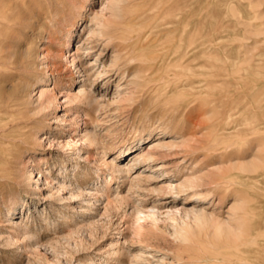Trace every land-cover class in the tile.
<instances>
[{"label":"rangeland","instance_id":"374dc122","mask_svg":"<svg viewBox=\"0 0 264 264\" xmlns=\"http://www.w3.org/2000/svg\"><path fill=\"white\" fill-rule=\"evenodd\" d=\"M159 1L162 9V1L163 6H167L177 0ZM159 1L127 0L119 11L122 18L116 20L113 7L117 0H55L51 8H47V5L42 6L37 0H16L17 4L13 0H0V9L9 11L8 18L13 9H20L26 17L31 19L29 26L18 28L15 25L13 30L19 34V38L28 41L35 55L39 53V58L34 55V67L30 71L36 76L32 94L35 95L39 89H43L48 91L50 96L59 99L44 112L42 116L45 118H40L39 122L31 126L32 132L35 133L34 137L37 139L31 140L30 145L23 147L20 155L23 162L30 163H28L29 167H26L27 171L31 172V169L38 168V170L45 169L46 173L39 181H36L37 176L33 175V179L26 181L28 186L14 190V193L19 194V203L16 214L11 218H15L17 223L26 226L28 230L33 229L35 241L39 245L29 246L30 241L24 240V236L15 224L9 225L7 221L10 217L9 200L14 198V194L1 192L0 264H45L46 257L49 259L52 257L51 253L44 251L45 246L50 247L48 242L51 241V246L57 247L64 254L66 246L62 237L70 230L82 226L90 232L89 246L75 256H80L82 259L96 256L92 264H128L137 250L143 248L147 251L144 248L145 245L152 246L159 254H162L168 264H181L177 261L178 258L175 257L174 252L169 250L173 238L168 231L172 230L171 227L175 223L165 212L182 207L190 191L171 194L166 190L155 191L153 186L164 188L168 183L159 181L161 172L158 171L142 173L145 177L148 174H154L156 178L152 181L141 177L139 184L134 182V176L145 171L146 167L143 166L148 164L147 160L135 164L128 175L119 179L111 174L108 167L104 165L105 162L114 160L117 163L120 160L118 164L127 167L132 163L128 161L136 152L127 156L123 154L120 157L118 154L115 155L116 152L131 149V146L136 144L138 146L135 148H138V151L147 152L151 145L148 142H154L158 135H161L158 140L174 144L172 143L173 145L164 151L166 155L156 154L155 163H161L166 167L163 171L171 176L170 180L173 184L183 182L187 178L200 179L197 190L204 193L210 189L211 186L208 183L218 173V168L224 170L229 166L224 159L218 160V154L231 155L234 163L251 161L254 156L264 157V150L257 151L259 154H255L253 144L247 142H235L225 151L220 150L223 145L217 144L213 128L206 129V124L211 123L205 121L206 118L200 114L205 109L201 107L203 102L198 100L199 98H194L195 100L186 96H179L177 100L170 98L167 95L169 87L166 90L161 85L165 84L164 81L167 78L162 79L164 83H159L158 74L144 72L142 74L144 80L141 79V82L133 76L148 67L146 62L149 61L144 62L145 59H151L155 55L147 49V46L162 38L161 30H153L155 12L152 10L150 12V6H154L153 2L157 5ZM225 1H228V4ZM209 2H211L210 6ZM80 5L85 8L82 9L81 16H77L75 8ZM33 7L40 10L33 11ZM192 7L195 14L193 19L199 23L196 30L198 35L204 34L210 26L213 29L214 24L217 25V33L212 36V39H218L215 42H228L229 46H240L244 59L250 60L249 64L257 65L259 80L249 82L255 77L248 73L241 83L247 84L243 93H247L248 98L251 97V90L257 88L262 93L260 102L264 105V0H193ZM70 12L72 14L69 15ZM95 15L98 17L96 18ZM72 18H76L78 26L69 40V47L66 48L63 45L67 35L66 28H69ZM208 21L210 23H207ZM104 23L109 26V29L103 39L91 34L86 36L89 31L99 32L101 24ZM79 34L82 35L79 36ZM148 34L151 36L149 37ZM228 40H231V43ZM91 41H94L95 47L90 44ZM69 50H71L70 54L76 52L75 55H77L78 67L75 71H83V73L75 74L66 60V52ZM64 53L66 56H62ZM143 54L146 57L143 58ZM99 73L103 74L99 75ZM122 73L124 78L120 79ZM41 79L47 80L46 83L39 81ZM75 80H79V83L74 84ZM135 82L140 85H135ZM76 85H87L93 98L91 106L80 102L69 103L65 99L68 93L77 92ZM151 85L154 87L150 88ZM235 94V91H232L228 98L233 99ZM36 97L37 95L33 100ZM173 99L177 102L174 100V103H171ZM172 106L177 107V110L172 111ZM84 121L87 122V127L81 129ZM160 128L166 131L164 135L158 133ZM84 130L93 132L100 144L98 146L82 144L80 137ZM169 132H174L175 136L169 137ZM261 137L264 139V134ZM69 139L78 140V142L67 146ZM140 139L143 141L140 142ZM77 147H79L78 153L74 149ZM263 184L264 179L261 180V185ZM35 185L38 189L34 188ZM244 185L243 191L246 197L253 199L250 201V206L254 207L250 216H247V220L251 228H256L263 223L264 219V190L261 185H255L252 181H245ZM234 186L236 185L229 187V193L220 190L221 194L217 190L219 195H226L227 201H218V194L215 193L211 202L202 204L201 207L208 213L225 218L233 202L232 191L233 193L237 191V186L236 188ZM2 189H8L7 185L0 184V190ZM117 197H128L129 203L120 206L115 201ZM92 203H96L95 206H91ZM133 206L141 211L140 216L143 221L138 225L134 223L130 215ZM256 213L258 216L261 213L260 218ZM251 217L253 219H250ZM164 226L168 229L167 231H164ZM103 233L105 236L101 238ZM93 236H95L94 239ZM96 239L97 242H95ZM116 240L117 245L123 248L119 249V255L113 256L108 253H111L114 248L110 246V243ZM262 259L264 260V256ZM113 260H115L114 263ZM149 260L145 264H159L156 258L152 257Z\"/></svg>","mask_w":264,"mask_h":264},{"label":"bare ground","instance_id":"6f19581e","mask_svg":"<svg viewBox=\"0 0 264 264\" xmlns=\"http://www.w3.org/2000/svg\"><path fill=\"white\" fill-rule=\"evenodd\" d=\"M13 1L15 2L16 0ZM126 1L127 0H117V3L114 5L113 15L116 20L122 18L119 11L122 9V5ZM225 2L228 4V1ZM153 3L154 6H150V12L151 10L155 12V24L153 23V30H161L162 38L154 44L151 43L147 46V49H149V51L151 50L155 55L153 58L151 57V59H145L144 62L149 61L146 62L148 63V67L144 71H138L133 76L137 81L140 80L141 82V79H143L144 76H142V74L144 72H152V74L159 75L157 80L159 83L162 82L163 78H167L166 81H164L165 84L161 85L164 86L166 90L169 87L167 95L170 96V98H176V100L179 96L191 97L193 100L199 98L198 100L203 102L201 107L205 109L204 111H201L203 113L200 114H203L206 118V120L204 119L205 121L211 123L206 124V129L213 128L212 131L214 133L213 135H216V141H218L217 144H220L221 146L223 145L220 150L225 151L235 142H247L248 144H253L254 147H252L255 149L254 151H256L255 154H259L257 151L262 152L264 150V139L261 137V135L264 134V105L260 102L262 93L257 88H253L251 90V97L248 98V94L243 93V91L246 90L244 88L247 84L245 85L241 83L248 73L255 77L253 81L249 82L259 80V74L256 69L257 65L249 64L248 61L250 60L244 59L241 55L240 46H229L227 44L228 42L224 43L222 41L215 42L218 39L213 40L212 36L217 33V25L214 24L215 28L213 29L210 26L205 30L204 34L198 35L196 30L199 23L195 22L193 19L195 15L193 11L194 8L192 7L193 0H177L175 3L172 4L171 2L167 6H163L162 1V9L160 8V1L156 3L157 5H155V2ZM210 3L211 2L208 4L209 6ZM83 8H85L83 5L75 8V14L81 16ZM32 9L33 11L34 9L40 10V8L35 7ZM8 12V10L4 11L0 9V184H5L8 187V189L0 190V193L12 192V195L14 194V198L9 200L10 207L8 208V212L10 217L7 218L9 225L15 224L18 231L24 236V240L30 241L31 244L29 246H38V242L35 241V233L32 232L33 229L28 230L26 226L17 223L15 218H11L16 214V209L19 203V194L14 193V190L28 186L26 185V181L28 182V180L33 179L34 176H37L36 181L43 179V174L46 173L45 169L38 170V168L34 170L31 169V172L27 171L26 167H29V161L23 162L20 155L23 147L30 145L31 140L37 139L34 137L35 133L32 132L31 126L34 123L39 122L40 118H45V116H42L44 112L52 103H54V101L57 103L59 99L50 96L48 91L39 89V91L35 93L37 97L33 100L35 95H33L32 92L34 91V78L36 76L30 71L33 70L34 67V49H32L27 40L19 38V34L13 30L16 23L14 20L8 18ZM70 14L72 13L70 12L69 15ZM95 17L97 18L98 16L95 15ZM151 22L149 24H151ZM140 23H142V21ZM207 23L210 22L208 21ZM69 25V28H66L67 35L65 36V44H63L66 48L69 47V40L72 37L74 30L77 29L78 22L76 21V18H72ZM101 25L102 27L99 32L95 33L89 31L86 33V36L91 34V36H98L103 39V37L107 35L106 32H108L109 26H106L105 23ZM81 35L79 34V36ZM150 36L151 35H149V37ZM145 38H147V36H145ZM228 41L231 43V40ZM90 44H93L95 47L94 41H91ZM243 50L245 51V49ZM70 51L71 50L66 52L67 56L66 53L62 54V56H66V60L75 71L78 67V60L76 61L77 55H75L76 52L70 54ZM147 51L146 53L149 52ZM35 56L36 58H39V53ZM142 57L144 58L146 55ZM42 64L44 63L42 62ZM126 67H128V65ZM77 73H83V71L77 70L75 71V74ZM100 74L102 75L103 73H99V75ZM123 78L124 75L122 73L120 79ZM39 81L46 83L47 80L41 79ZM75 83H79V80H75L74 84ZM135 85L139 86L140 84L135 82ZM144 85L146 86V83ZM152 87L154 86L151 85L150 88ZM75 90L77 91L75 94L68 93L65 97L69 103H87L88 106L93 104V98L87 85H76ZM157 91L158 90L156 89V92ZM232 91H235L236 94L233 99H230L228 97ZM174 100L175 99H173L171 103H174ZM157 103L159 102L157 101ZM191 103L193 102L191 101ZM192 105L193 104H191V106ZM171 109L172 111H176L177 107L172 106ZM180 114L178 116H180ZM180 118H182V116ZM202 122L204 121L202 120ZM81 127V129H86L87 122L84 121ZM174 132H169V137L175 136ZM158 133L164 135L166 131L163 128H160ZM160 137L161 135H158L154 142H148L149 144L151 143V145L148 147L149 150H147V152L138 151V148H135L138 146V144H136L135 146H131V149L125 151L119 150L115 153V155L118 154V157H120L123 154L127 156L136 152L134 157L128 161H132L129 166L125 167V165L118 164L120 160L117 163L114 160L108 163L105 162L104 165L108 167V170L116 179H119L128 175V173L134 169L135 164H140L142 161L147 160L148 164L143 166L146 167L145 171H142L141 174L135 175L133 179L134 182L139 184L141 181L139 178L145 177L142 173L146 171H158L161 172V179L159 181L168 183L164 188L153 186L155 191L161 192L162 190L163 192L166 190L169 194L190 191V194L184 199L185 203L182 207L175 208L173 211L165 212V214L169 215L175 223L171 227L172 230L168 232L173 238L172 242H170L169 250L174 252L175 257L178 258L177 261L181 262V264H264V260L262 259V256H264V219L261 225H258L256 228H251L247 216H250V213H252V209L254 208L250 206V201L253 199L251 200L249 196L246 197L247 195L243 191L245 181H252L255 185H261V180L264 179V157L254 156L251 161L242 163L235 161L236 163H234L231 159V155H225L224 153L218 154V160L224 159L229 166L226 169L224 168V170H221L219 167L218 173L215 174L208 183L211 186L210 189L207 192L200 193L197 190L200 185V179L187 178L183 182L173 184L170 180L171 176L163 171L166 167L161 163H155L157 158L155 159L154 156H156V154L159 156L166 155V152L164 151L174 144L173 142V144H169L158 140ZM80 140L82 144L89 146H98L100 144L94 133L86 130L82 133ZM139 141L142 142L143 139H140ZM77 142L78 140L74 141L73 139H69L66 145L71 146V144ZM211 148L212 146L210 147V150ZM74 149L76 153L79 152V147ZM251 152V154H253V151ZM241 153L243 154V152ZM118 157L116 158L118 159ZM104 161L105 160H103V162ZM20 165L22 167H20ZM74 167L76 169L77 164L74 165ZM215 170H217V168ZM232 171H235V173H231ZM145 178L147 181H152L156 177L151 173L146 175ZM233 185L237 186V191L235 193L232 191V194H234L233 198L231 197L233 202L229 206L228 214L225 218L208 213L205 208L201 207L202 204L211 202V199L215 197L217 190L228 192L229 187H233ZM236 186L234 187L236 188ZM250 186L252 187V185ZM261 186L264 190V184ZM34 188L38 189L37 185H35ZM220 193L222 194L221 191ZM217 194L218 201L224 202L226 200V195L224 196L223 194L222 196L219 195V193ZM117 195L118 194L116 193V196ZM115 201L119 203L120 206L129 203L128 197H117ZM139 202L142 201L139 200ZM95 204L96 203H92L91 206H95ZM186 204L191 206H184ZM1 206L2 203L0 202V213ZM140 212L141 211L134 206L131 208L130 215L136 225L143 221ZM153 215L155 216V212H153ZM256 215L258 216L257 213ZM250 219L253 218L251 217ZM163 229L164 231L168 230L165 226ZM89 234V230L83 226L70 230L68 234L62 237L66 246V252H64V254L61 253L57 247L55 248V246H51V241H49L48 243L51 248L45 246L44 251L51 253L52 257L51 259L46 257L45 264H75L76 262L92 264V262H95L94 260L96 256H90L85 259H82L80 256H75L89 246ZM104 236L105 233L100 237L102 238ZM94 237L95 236L92 238L94 239ZM97 241L98 240L96 239L95 242ZM6 242H8V240H6ZM117 243V240L114 241V243L113 241L110 243V246H113L114 248L112 249L113 251L108 254L113 256L120 254L119 249H122L123 247L118 246ZM144 248H146L147 251H144L143 248L137 250V253L135 252L132 260H130L128 264H145V262L150 261L149 259L152 257L156 258L159 264H168L162 254H159V252L152 246L145 245ZM62 256H64V258H62ZM112 262L114 263L115 260Z\"/></svg>","mask_w":264,"mask_h":264},{"label":"clouds","instance_id":"9594fccd","mask_svg":"<svg viewBox=\"0 0 264 264\" xmlns=\"http://www.w3.org/2000/svg\"><path fill=\"white\" fill-rule=\"evenodd\" d=\"M37 2L42 6L47 5L49 8L55 4V0H37ZM9 18L15 21L18 28L27 27L31 23V19L26 17L20 9H13Z\"/></svg>","mask_w":264,"mask_h":264}]
</instances>
